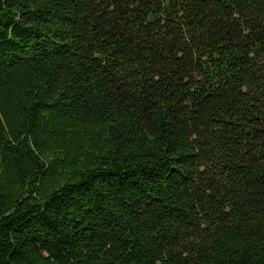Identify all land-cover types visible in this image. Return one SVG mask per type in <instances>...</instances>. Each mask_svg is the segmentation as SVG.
Wrapping results in <instances>:
<instances>
[{
  "label": "trees",
  "instance_id": "obj_1",
  "mask_svg": "<svg viewBox=\"0 0 264 264\" xmlns=\"http://www.w3.org/2000/svg\"><path fill=\"white\" fill-rule=\"evenodd\" d=\"M0 264H264V0H0Z\"/></svg>",
  "mask_w": 264,
  "mask_h": 264
}]
</instances>
